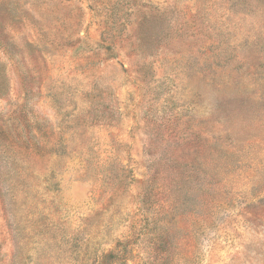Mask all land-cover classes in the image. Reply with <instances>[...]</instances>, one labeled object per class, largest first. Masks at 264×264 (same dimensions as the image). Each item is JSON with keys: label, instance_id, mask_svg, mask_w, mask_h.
<instances>
[{"label": "rangeland", "instance_id": "1", "mask_svg": "<svg viewBox=\"0 0 264 264\" xmlns=\"http://www.w3.org/2000/svg\"><path fill=\"white\" fill-rule=\"evenodd\" d=\"M0 264H264V0H0Z\"/></svg>", "mask_w": 264, "mask_h": 264}]
</instances>
